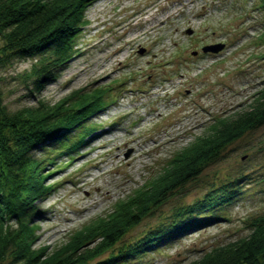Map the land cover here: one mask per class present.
Segmentation results:
<instances>
[{
    "label": "rangeland",
    "instance_id": "obj_1",
    "mask_svg": "<svg viewBox=\"0 0 264 264\" xmlns=\"http://www.w3.org/2000/svg\"><path fill=\"white\" fill-rule=\"evenodd\" d=\"M260 3L95 0L85 9L87 24L76 35L78 52L40 91L24 76L35 57H15L0 66V92L8 112L39 101L55 104L81 89H110L106 106L85 123L97 130L56 165L45 162L50 173L46 184L55 189L35 203L33 221L39 230L34 248L55 251L74 231L110 212L159 174L177 151L204 135L215 118L251 102L264 87ZM216 43L224 44L217 54L202 52L203 46ZM77 132L70 137L75 139ZM43 153V148L35 151L36 156ZM229 183L238 191L229 203L189 216L191 221L214 218L211 222L137 255L107 261L151 230L168 225L180 208ZM263 213L264 123L221 148L198 174L90 264H189L247 236L252 220ZM10 224L15 226L14 220ZM0 264L17 263L6 256Z\"/></svg>",
    "mask_w": 264,
    "mask_h": 264
},
{
    "label": "trees",
    "instance_id": "obj_2",
    "mask_svg": "<svg viewBox=\"0 0 264 264\" xmlns=\"http://www.w3.org/2000/svg\"><path fill=\"white\" fill-rule=\"evenodd\" d=\"M94 1L0 0V66L15 57H35L24 76L40 91L78 52L76 35L87 24L84 12ZM259 6L264 9V0ZM260 37L264 41V24ZM109 91L105 87L81 89L55 104L39 101L15 112L7 111L0 92V260L11 256L17 264H90L198 174L221 148L264 123L262 87L243 109L215 118L204 135L177 151L159 174L117 202L110 212L74 231L55 251L36 249L35 203L55 189L46 184L50 173L46 174L45 162L56 165L97 130L85 123L106 106ZM77 128L75 140L69 133ZM38 148L44 149L42 156L35 155ZM237 194L230 183L212 189L192 205L180 208L168 225L151 230L107 261L137 255L211 222L214 218L191 221L189 216L229 203ZM189 264H264V213L252 220L247 236L213 248Z\"/></svg>",
    "mask_w": 264,
    "mask_h": 264
},
{
    "label": "water",
    "instance_id": "obj_3",
    "mask_svg": "<svg viewBox=\"0 0 264 264\" xmlns=\"http://www.w3.org/2000/svg\"><path fill=\"white\" fill-rule=\"evenodd\" d=\"M191 31L188 30L187 34H190ZM224 48V44L223 43H216V44H211V45H206L202 47V52L204 53H212V54H217L219 51H221ZM140 54H142L144 52V49H141L138 51ZM193 54L195 55L196 52H193ZM126 157H128V155H126Z\"/></svg>",
    "mask_w": 264,
    "mask_h": 264
},
{
    "label": "bare ground",
    "instance_id": "obj_4",
    "mask_svg": "<svg viewBox=\"0 0 264 264\" xmlns=\"http://www.w3.org/2000/svg\"><path fill=\"white\" fill-rule=\"evenodd\" d=\"M149 16H150V14L149 15H147L146 16V18L148 19L149 18ZM205 54H208V53H205ZM108 74V73H107ZM105 76H106V74H105ZM102 135V134H101ZM101 135H98V137L97 138H101L102 136ZM116 136V135H115ZM101 147H103V145H100L99 146V148H101ZM97 190H100V187H97Z\"/></svg>",
    "mask_w": 264,
    "mask_h": 264
}]
</instances>
